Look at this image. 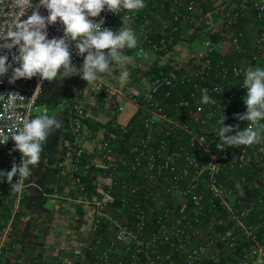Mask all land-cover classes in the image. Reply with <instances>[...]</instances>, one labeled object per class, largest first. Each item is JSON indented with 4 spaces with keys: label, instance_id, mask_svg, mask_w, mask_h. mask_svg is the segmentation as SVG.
<instances>
[{
    "label": "built area",
    "instance_id": "1",
    "mask_svg": "<svg viewBox=\"0 0 264 264\" xmlns=\"http://www.w3.org/2000/svg\"><path fill=\"white\" fill-rule=\"evenodd\" d=\"M145 3L146 8L135 14L125 10L114 14L105 8L101 16L90 18L94 22L103 18L105 26L114 30L131 28L138 45L125 53L128 58L122 67L113 66L111 76L93 85L79 76L72 91L62 98L69 105L74 134L75 160L68 171L82 193L86 188L79 158L88 148V119L95 104L89 96L97 94L113 112L124 111L122 98L135 108L137 135L117 157L111 148L120 143L127 122L109 118V125L95 135L102 165L112 172H107L110 177L101 196L87 200L92 231L105 221V232H109L105 242L103 233L93 234L92 241L100 248L95 249L91 264H208L209 258H217L220 248H235L237 243H241L240 251L217 264H264V140L250 147H228L215 133L222 115L225 125H239L229 135L250 123L239 120L238 114L247 111V89L242 86L245 70L264 68V0H214L210 6L200 0H172L167 19L157 25L151 24L156 2ZM33 5L22 10L14 0H0V35L37 8L41 15H48L39 0H33ZM247 8L253 10L258 24L249 42L243 26ZM182 21L195 28L197 45L180 31ZM63 27L60 22L49 25L48 38L62 37ZM223 41L229 42L228 55L247 60L234 61L219 53ZM4 54L12 64L0 76V131L7 134L40 109L38 99L45 80L36 76L10 82L19 66L12 59L19 54L18 47L0 49V55ZM72 59H84L75 47ZM122 70L130 73L126 85L113 78ZM205 88L215 105L201 102ZM9 149L14 151L9 163L20 165L22 153L11 138L0 144V160ZM120 162L132 177L113 175ZM18 179L17 173L14 183ZM18 182L23 186L20 191H12V186L0 188V264H14L5 256L28 186L48 194L35 180L21 178ZM114 201L115 209L125 213L123 220L109 210ZM157 210L150 225V214ZM218 224L225 226L216 232L209 230ZM194 228L198 231L192 233ZM192 235L197 238L194 242ZM210 247L214 253H208ZM17 264L47 263L33 256L19 257Z\"/></svg>",
    "mask_w": 264,
    "mask_h": 264
},
{
    "label": "clouds",
    "instance_id": "2",
    "mask_svg": "<svg viewBox=\"0 0 264 264\" xmlns=\"http://www.w3.org/2000/svg\"><path fill=\"white\" fill-rule=\"evenodd\" d=\"M14 2L22 10L34 7L33 0ZM39 6L47 9V16L41 15L37 8L27 19L18 20L10 31L0 35V40L5 41L0 44V49L18 47L19 51L12 57L19 66L14 68L10 82L36 76L53 82L74 75H80L88 85L102 82L111 76L114 65L123 66L128 58L123 50L125 47L135 49L138 39L131 28L114 30L105 26L103 18L99 22L90 18L101 16L105 8L114 14H120L122 10L135 14L147 5L145 0H39ZM57 22L63 24L64 35L49 39L48 26ZM73 47L78 50V55L84 57L79 67L73 63ZM11 67L8 55H0V76L7 74ZM113 78L126 85L130 81V73L122 70L118 77ZM242 86L247 89L244 97L247 111L238 114V119L250 123L245 129L229 135L239 125H225L226 117L222 115L215 133L228 147H250L264 140V68L248 67ZM201 92L203 104H216L206 88ZM56 117L44 111L24 121L22 127L9 129L7 134L0 131V144H6L11 138L15 141V149L22 153L21 164H14L11 171L5 173L12 191H20L23 186L18 181L30 177L32 167L39 165L48 137L62 126ZM17 173L19 179L14 183L13 177Z\"/></svg>",
    "mask_w": 264,
    "mask_h": 264
},
{
    "label": "crops",
    "instance_id": "3",
    "mask_svg": "<svg viewBox=\"0 0 264 264\" xmlns=\"http://www.w3.org/2000/svg\"><path fill=\"white\" fill-rule=\"evenodd\" d=\"M154 1L156 2V6L151 14V24L157 25L167 19V6L172 0ZM200 1L204 6H210L214 2V0ZM243 26L247 31V42H249L258 26L251 8L245 10ZM179 28L184 37H192L190 40L192 45L198 44L197 37H193L195 28L192 25L186 21H182ZM228 46L229 42H220L218 52L224 54L226 57L235 58L234 61L243 62L247 60L246 57H237L232 53L228 55ZM123 51L127 53L130 49L125 47ZM88 99L93 102L95 100V104L90 109L91 117L88 119V128L91 136L87 140L88 148L84 153L87 152V154L91 155L90 162H93L94 167H102L103 162L99 158L98 151L94 145L96 141L95 135L102 126L109 125V118H116L128 123L133 117L135 108L126 98H122L121 101L125 104V109L117 113L113 112L112 107L95 93H92ZM60 108L62 109V104L56 107L57 110ZM44 111L51 112L46 102L40 104V109L37 112ZM118 153V149L114 150L116 157ZM7 155L8 161L4 167H7L9 161L11 162L13 150L9 149ZM51 163L52 165H55V163L61 165L60 169H58L59 172L57 175L52 174L48 177V174L45 176L43 182H46L50 189L47 190L46 188L48 194H43V200L41 198L37 201L31 199L30 205L24 206L19 212L5 259L8 262L17 264L19 257L29 259L33 256H38L47 264H91L95 249H99L100 245L94 244L92 241V209L87 200L101 196V189L104 183L109 180L110 176L105 171L99 172L96 178L94 192L89 197L79 191L73 181L72 175L68 171L71 163L70 155L64 158L62 157L61 161L56 156L52 157ZM83 165L81 163L79 170L84 169ZM40 168L44 170L43 166ZM113 175L127 178L132 177L127 166L121 162L115 169ZM36 176L38 174L32 168L31 180L37 181L35 179ZM43 184L41 183V185ZM53 184L56 186V190H52ZM33 187L32 185L28 186L26 193L29 194ZM115 203L117 201L109 205V210L123 220L125 213L117 211L114 207ZM103 234V242H105L109 232H104ZM88 245L91 246L90 249L87 248ZM122 249V247L119 248V250Z\"/></svg>",
    "mask_w": 264,
    "mask_h": 264
},
{
    "label": "trees",
    "instance_id": "4",
    "mask_svg": "<svg viewBox=\"0 0 264 264\" xmlns=\"http://www.w3.org/2000/svg\"><path fill=\"white\" fill-rule=\"evenodd\" d=\"M73 63L76 64L78 67L82 65L83 60L81 61H74ZM80 75H74L70 77H65L63 80L58 79L53 82H49L45 80V83L43 85V90L39 96L38 103H47L49 109L51 112H48L49 115H57V119L62 122V126L59 129H56L49 137H48V143L45 145V151L42 153L41 161L38 166L32 167L34 169V172L38 174L36 176V180L42 185L43 189L49 190V185L47 186L46 182H43L45 179V176L49 174L48 177H50L52 174H56L59 172L58 169H60L61 165H58V163H55V165H52V157H57L59 161L62 160V157L64 158L67 155H70L71 162L75 160V156L73 153V131L71 128V113L69 111V105L62 101L63 96L72 91V88L74 85L78 83ZM62 104V109H56V107L59 104ZM42 112H36L32 115V118H34L36 115L40 114ZM31 118V119H32ZM137 120L136 116L132 117V119L127 123L126 130L124 132V136L120 139V143L116 144L111 148V150H119L124 151L127 144L131 141H133L136 137V130H137ZM14 155V151H13ZM8 155H3L2 160H0V188H10L11 184L8 183L5 173L8 171H11L13 165L12 163L8 164L7 167H4L6 165V162ZM54 159V158H53ZM91 155L83 152L82 156L79 158V165L81 166V163L84 164V169L79 170L81 175V181L83 182L86 191L82 194H85L86 196H91L94 192L95 188V182L96 178L99 172L105 171L112 172L110 169L106 168L104 165L102 167H94L93 162H90ZM87 160L89 161L87 163ZM41 166L44 167V170H41ZM79 166V167H80ZM39 170V171H38ZM115 172V171H114ZM113 172V173H114ZM70 173V172H69ZM71 174V173H70ZM31 180V176L28 177ZM57 180V179H55ZM54 181V180H53ZM49 183V182H48ZM54 185V184H53ZM87 193V194H86ZM40 198L43 200L44 195L42 194V191L37 189L36 187H33V189L30 191L29 194H25L23 198V204L24 206H29L32 200H40ZM158 213L157 211H154L151 213V221L150 225H153L154 219ZM225 225L218 224L212 226L209 230L211 232H216L222 228H224ZM107 230V226L105 224V221L102 222L97 228L93 230V234L98 233H104ZM198 231L197 228H194L192 230L193 232ZM197 240L196 235H192V242ZM243 244V243H242ZM241 243H237L235 248H229V247H223L218 250V256L217 258H209L208 264H217L220 261H225L226 259H229L232 257L231 253L240 251Z\"/></svg>",
    "mask_w": 264,
    "mask_h": 264
},
{
    "label": "rangeland",
    "instance_id": "5",
    "mask_svg": "<svg viewBox=\"0 0 264 264\" xmlns=\"http://www.w3.org/2000/svg\"><path fill=\"white\" fill-rule=\"evenodd\" d=\"M214 252H215V250H214L213 247H210V248L208 249V253H214Z\"/></svg>",
    "mask_w": 264,
    "mask_h": 264
}]
</instances>
